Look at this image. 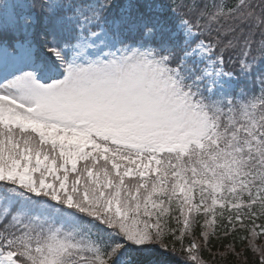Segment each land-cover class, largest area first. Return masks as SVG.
<instances>
[{
	"label": "snow or ice",
	"instance_id": "1",
	"mask_svg": "<svg viewBox=\"0 0 264 264\" xmlns=\"http://www.w3.org/2000/svg\"><path fill=\"white\" fill-rule=\"evenodd\" d=\"M260 238L264 0H0V264Z\"/></svg>",
	"mask_w": 264,
	"mask_h": 264
},
{
	"label": "trees",
	"instance_id": "2",
	"mask_svg": "<svg viewBox=\"0 0 264 264\" xmlns=\"http://www.w3.org/2000/svg\"><path fill=\"white\" fill-rule=\"evenodd\" d=\"M256 243H264V238L257 239ZM236 247L237 251H239L243 247V245L238 242ZM220 250L223 251V248H221ZM248 256L249 259H251V253H248ZM137 259L141 262V264H181L178 257L171 256L155 248L139 253ZM223 264H236L235 258L230 256L226 261L223 262Z\"/></svg>",
	"mask_w": 264,
	"mask_h": 264
}]
</instances>
